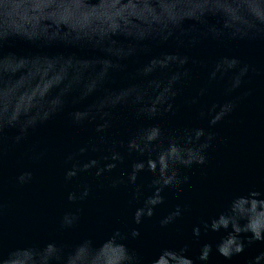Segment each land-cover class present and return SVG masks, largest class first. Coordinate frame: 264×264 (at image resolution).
Wrapping results in <instances>:
<instances>
[{
  "label": "water",
  "instance_id": "water-1",
  "mask_svg": "<svg viewBox=\"0 0 264 264\" xmlns=\"http://www.w3.org/2000/svg\"><path fill=\"white\" fill-rule=\"evenodd\" d=\"M43 11V6L32 5L28 0H0V34L20 35L35 29ZM73 11L72 8L66 9V17L70 18ZM209 22L215 23L216 18L210 17ZM87 24L86 19L80 21L81 27ZM177 50L172 41L149 44L147 51L125 61L126 66L122 71L114 73L101 88L84 99L80 98V82L100 76L102 65L36 61L22 66L0 62V75L7 81L21 85L3 103L30 106L33 114H42L54 108L59 100L67 99L61 111L47 122L29 130L19 145L13 144L18 130H4L5 142L11 145L0 169V198L4 204L2 251L5 255L17 247L29 244L42 246L50 241L71 248L88 239L99 247L117 230L128 236L124 244L140 257L141 264H153L165 249L179 251L185 247L187 251L184 255L192 259L194 264H201L197 258L206 243L213 246L207 264H251V261L264 253V242H255L246 244L239 255L225 259L216 252V245L227 235L225 231L202 232L198 238L192 235L194 227L201 221L217 216L235 196L253 190L264 196V42L229 41L217 44L205 41L197 47L179 49L197 63H189L191 77L180 86L172 112L149 119L137 116L130 104L121 103L110 109L112 126L103 133L96 131L98 120L80 125L72 122L73 112L99 104L106 92H117L133 84L143 89L138 97L142 104L153 103L155 89L161 88L168 81V70L157 66L147 68L145 76L141 78H134L135 74L152 57ZM2 51L5 55L13 54L17 57L63 55L91 59L104 55L90 47L63 44L39 47L21 38L10 39ZM222 56L236 57L255 69L249 72L240 88L228 94L227 76L211 85L207 83L206 66ZM205 86L208 87L207 93L199 97L197 103H191L199 89ZM250 90L252 95L238 99ZM73 100L77 102L73 103ZM228 101H236L235 110L220 123L210 127L208 119L212 118V105ZM106 102L111 104L114 101ZM201 111H206L207 116L201 117ZM154 124L169 134L186 128L202 127L213 133L215 139L207 153V163L181 168L180 174L189 178L188 183L181 185L179 190L165 189L162 193L164 202L155 207L153 216L135 224L134 212L152 194L153 174L145 169L137 175L136 185H111L117 178L126 181L132 165L148 158L147 155L130 153L127 143L138 129ZM101 136L104 137L103 142ZM167 142L165 137L160 147H165ZM93 146L96 151L92 150ZM113 147L123 159L112 171L97 177L93 169L81 173L71 182L64 181V173L70 167L66 163L70 154L86 148L76 159L81 163L94 159L103 166L106 163L103 158L109 155V149ZM40 152L45 153L42 159H31L33 154ZM21 171L33 173V180L23 186L16 182V176ZM81 184L90 185L91 193L83 202L70 204L68 193L78 190ZM136 186L141 191L133 199ZM177 206L186 211L174 223L161 227L160 221ZM76 209L81 210L79 223L74 228L58 230L60 217ZM133 229L139 232L135 238L130 235Z\"/></svg>",
  "mask_w": 264,
  "mask_h": 264
},
{
  "label": "clouds",
  "instance_id": "clouds-1",
  "mask_svg": "<svg viewBox=\"0 0 264 264\" xmlns=\"http://www.w3.org/2000/svg\"><path fill=\"white\" fill-rule=\"evenodd\" d=\"M35 6H43L44 11L35 29L20 35L11 33L0 34V62H10L27 66L36 61L50 63H88L103 66L100 76L90 81L80 82L81 99L96 92L104 83L117 72L125 68V61L148 50L149 44H164L172 41L177 51L165 52L163 56H154L143 64L134 78L145 76L149 67L163 66L168 70V81L155 89L156 97L151 104H142L138 97L143 89L135 84L122 88L117 92H106L101 102L71 114L72 122L80 125L85 122L99 121L96 131L103 133L112 126L110 109L121 103L130 104L137 116L149 119L156 118L173 111V102L180 92V86L190 79L189 63L196 64V60L182 54L179 49L193 48L205 41L224 44L229 41H262L264 42V0H28ZM74 9L72 16L66 17V9ZM216 18L210 23L209 18ZM87 20L85 27L80 21ZM12 38H21L39 47L63 44L73 47H90L101 51L102 57L79 59L74 56L36 55L17 57L13 54L5 55L3 46ZM223 66H226L224 68ZM207 83L211 85L228 77L226 94L235 91L245 83L250 71L246 63L238 58L222 56L207 65ZM150 86V85H149ZM21 85L15 81H7L0 75V169L4 156L11 145L6 144L4 130L16 128L18 134L13 138V144L19 145L29 133V130L47 122L61 111L67 99H61L56 106L42 114H33L31 107L11 105L3 101ZM208 87H202L191 103H197L199 97L204 96ZM252 95V91L244 93L240 100ZM114 101L109 104L106 101ZM76 103V100L72 101ZM236 108V101L214 104L211 107L212 118L208 119L209 126H215L229 116ZM201 117L207 116L201 111ZM167 137V145L160 147L162 139ZM215 136L202 127L186 128L174 134H169L158 124L138 129L128 140V151L147 155L148 158L132 165L131 172L125 181L117 178L112 187L120 184L136 185L137 175L147 169L154 176L152 194L145 198L143 205L136 209L133 215L135 224L143 219L151 218L157 205L164 202L162 193L165 189L179 190L181 185L188 183L187 176H181V168H191L193 165L203 166L207 163V153L212 147ZM103 142L104 137H100ZM87 149L81 148L79 153L70 154L66 163L70 167L64 173V181L71 182L81 173L95 169L94 175L99 177L105 172L112 171L123 157L115 147L109 149V155L103 159L106 163L100 166L97 160L81 163L76 159ZM93 151L96 147L93 146ZM45 153H35L33 160H40ZM33 180L32 171H21L16 176L18 185L23 186ZM92 188L88 184H81L79 189L68 193L67 200L76 204L86 200ZM140 187L133 190V199L140 194ZM80 209L65 212L59 219L58 230L64 231L74 228L80 220ZM183 211L177 206L168 216L160 221L161 227H166L180 218ZM4 204L0 198V264H141L140 257L130 251L124 244L128 238L119 230L105 240L99 247L93 241L85 239L74 247L63 243L50 241L44 245L29 244L10 250L7 255L2 251ZM225 231L227 235L216 245V252L225 259H231L244 251L245 245L264 242V196L257 191L235 196L219 214L210 220L201 221L192 229L193 237H200L201 233L209 231ZM130 235H139L133 229ZM244 237V238H242ZM187 247L179 251L165 249L153 261V264H194V261L184 253ZM213 246L204 244L197 258L201 264H207ZM264 253L256 257L251 264H261Z\"/></svg>",
  "mask_w": 264,
  "mask_h": 264
}]
</instances>
